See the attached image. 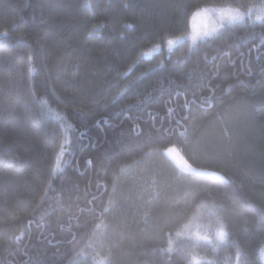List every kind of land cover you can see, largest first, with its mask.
Masks as SVG:
<instances>
[{
	"label": "trees",
	"instance_id": "1",
	"mask_svg": "<svg viewBox=\"0 0 264 264\" xmlns=\"http://www.w3.org/2000/svg\"><path fill=\"white\" fill-rule=\"evenodd\" d=\"M224 1L178 0L193 7L169 16L170 0H149L160 6L162 22L143 27L154 39L131 65L121 45L108 54L99 47L109 31L136 23L124 7L130 0H105L119 11L94 19L92 10L75 7L84 0H0V33H9L0 36V110L15 114L10 130L0 131V264L37 256L46 264H77L97 233L111 256L95 253L100 260L91 264H165L169 256L173 264H237L238 246L241 264H264V235L255 227L264 192L261 22L227 26L179 60L162 57L154 65L159 54L141 55L182 37L193 12ZM114 57L121 58L119 90L112 88ZM205 78L210 85L198 87ZM110 88L118 103L105 110ZM191 101L208 110L184 108ZM137 125L138 134H122ZM173 146L201 172L171 163L164 151ZM139 178L153 189L142 193ZM241 184L255 210L245 211L233 195ZM221 223L225 240L216 236Z\"/></svg>",
	"mask_w": 264,
	"mask_h": 264
},
{
	"label": "snow or ice",
	"instance_id": "2",
	"mask_svg": "<svg viewBox=\"0 0 264 264\" xmlns=\"http://www.w3.org/2000/svg\"><path fill=\"white\" fill-rule=\"evenodd\" d=\"M51 6V5H48ZM77 10L83 9L85 11L87 10H92L94 15L91 18H95L96 16L100 15H107L109 12L113 11H119L118 5L115 3L111 4H106L105 0H95L94 3H89V0H84L83 5H80L77 3L75 5ZM124 7L128 8L131 10V18L136 21L135 24L132 23H125L123 25L124 31H120L119 29H113L112 31H109L107 37L104 40H101L99 47H101L105 54H108L109 52L115 53L117 51L116 48L113 47V45L119 44L121 45L125 51H127L128 55L126 57V61L131 64L135 65L137 62L140 61L141 56L137 55V50L139 47H141L142 44H147L151 43V41L154 39V37L148 36L146 32L143 31L144 26L148 25H154L157 21L162 22L161 18V13L159 12L160 6L154 3H150L149 0H130V2L125 5ZM165 7L168 10V15L171 16L175 14L176 16H179L182 13H186L188 10H190L193 5L187 4V3H179L178 0H170V2L165 5ZM207 9H204V12H207ZM219 12L220 18L222 21H226L228 24H235L236 22H241L244 23L246 18L248 21H251L253 24H255L257 21L261 22V34H260V45H264V10H258L255 8V6H250L247 9L241 11L240 9H219L217 10ZM199 14V11L193 12V18H195L196 15ZM85 19H88V17H85ZM107 27V25H104ZM223 27V24L221 25ZM87 32V29H85ZM91 35V33H88ZM201 35L200 32H198L195 27L193 28V33L191 35V39L193 42H195L198 38V36ZM204 35H207V33H204ZM0 36L3 37H8L9 33L8 32H3L0 33ZM137 36H143L146 37L142 42L137 43L136 42V37ZM161 41L164 39V36L158 37ZM106 40V42H105ZM20 43H23V38L20 37L19 41ZM173 41L171 39L167 40V44L169 47H171ZM27 47V45H25ZM254 46L259 47L258 45ZM251 49H249L250 51ZM142 56H148L150 54L148 53H142ZM260 63H259V74L264 77V56H261L260 58ZM121 62L120 57H114L113 59V64L116 68V76L114 78V83L112 85V88H116L119 90V85L122 82V70L119 67V63ZM243 63V61L241 62ZM127 66V65H126ZM245 71L246 75L248 77H251L254 75V72L247 66L245 65ZM123 76H127V73H123ZM135 84V81H132L129 78L128 82V88L131 89ZM205 85H210V81L207 80V78L204 79L198 87L204 88ZM237 85L247 87L248 85L239 79H237ZM229 87H232V85H229ZM112 88L109 89L108 95L105 97V103L103 104V108L105 110L109 109L110 107L115 108L117 103H118V97L115 95H112ZM209 91H214L210 86L208 87ZM262 91H264V86H262ZM140 95H144V93H140ZM195 95V93H193ZM63 97H60V100L58 102H62ZM188 103H191L194 108L199 107L203 110H208L204 108V105H197L195 101L191 102H186L184 105V108L188 107ZM205 104H208V108H211L212 105L208 103L207 99L205 100ZM123 111V109H121ZM77 112L82 113L83 109L78 108ZM84 115H89L90 113H83ZM182 119L187 122L189 117H183ZM15 123V114L12 110L10 109H4L0 110V131H8L9 125H12ZM176 125L178 127H185L184 124L180 123V120L175 121ZM261 123L264 124V114L261 116ZM162 132H168L172 133L173 129H161ZM138 134L139 133V127L138 125L135 128L130 127L129 129L125 130L122 134L125 136H130L132 134ZM181 135H184V133H181ZM87 163L91 164V160L87 161ZM189 171H195L194 169H191L189 167ZM262 184H264V181H262ZM233 195L236 197L238 200V204L240 207H242L245 211L249 210H255L257 208V205L253 203V201L247 196L246 193H243V185H239ZM36 207H39L38 205ZM260 218L255 221V227L259 231L261 235H264V192L261 193L260 196ZM36 208H31V212H35ZM22 211L28 212V208L22 209ZM175 212L179 213L181 211L179 204H177ZM225 221H227L228 229L229 231H233L234 229L232 227V222L231 219L228 215L229 212V205H225ZM170 235V233H169ZM229 235L228 231H225V225L224 223H221L219 231H217L216 236L219 238V240H225L226 237ZM16 239H19V237H16ZM76 237L73 235V241H75ZM206 239V237H204ZM167 253L172 252L171 247H169L166 250H163ZM157 250H152L151 252L148 253V255H152L156 253ZM111 256V253H109ZM241 256H242V251L240 247H237V252H236V260L237 264H241ZM7 264V262H6ZM26 264H46L45 261H42L38 256L36 258L30 257L29 260L26 262ZM69 264H73L72 261H69ZM108 264H113L112 260H108ZM165 264H173L172 257H167L165 260Z\"/></svg>",
	"mask_w": 264,
	"mask_h": 264
},
{
	"label": "rangeland",
	"instance_id": "3",
	"mask_svg": "<svg viewBox=\"0 0 264 264\" xmlns=\"http://www.w3.org/2000/svg\"><path fill=\"white\" fill-rule=\"evenodd\" d=\"M250 6H255V8H257L258 10H264V0H252L251 3L247 5H237L235 0H226L220 3L219 5L217 4L215 6H209V7H205L200 10H197L199 11V14L196 15L195 18H193V14L191 15L190 23H189V27L187 31L184 33L182 37L173 39L172 40L173 43L171 47H169L167 43L162 44V45L161 44L157 45L151 50L145 52L150 55L144 56V57L153 59V56L155 54L157 55L159 54V56L161 57H158V58L156 57L157 61H155V63L153 60H151V62L154 63V65L161 64L164 62L165 59H168V58L169 60L170 59L179 60L187 55L188 51L191 48L190 46L193 47L200 40L212 37L218 34L219 32H221L227 26L232 25V24H228L226 21H222L220 18L219 12L217 10L219 9H233V10L240 9L241 11H243ZM204 9H207L208 11L204 12ZM245 21H248L247 18ZM248 22H251V21H248ZM222 24H223V27H221ZM194 27L198 32L201 33V35L198 36L195 42H193L191 39V35L193 33ZM204 33H207V35H204ZM162 57H164L165 59L160 60L159 58H162ZM164 153L167 159L171 163H173L179 170L184 171V172L195 173V174L201 172L188 163L183 153V149L181 147H178V146L170 147L166 149ZM189 167L191 169H194L195 171H189ZM141 180L143 179L141 178L138 179V181L141 182V184L143 185L142 193L150 192L154 186L153 185L151 186L150 183H147L146 181L142 183ZM219 229L220 227L217 229V231H219ZM97 234H95L96 236H93L96 244L91 243L90 251L81 252L80 256L78 257L79 260L77 258V264H91L90 263L91 261L99 262L100 259L97 258L98 256L100 257L102 255H106L109 253V251L106 249V246L104 244L105 240L103 241L100 238L101 234H98V235ZM98 252L100 254H98V256L96 257L95 253H98Z\"/></svg>",
	"mask_w": 264,
	"mask_h": 264
},
{
	"label": "bare ground",
	"instance_id": "4",
	"mask_svg": "<svg viewBox=\"0 0 264 264\" xmlns=\"http://www.w3.org/2000/svg\"><path fill=\"white\" fill-rule=\"evenodd\" d=\"M190 12V11H189ZM204 30V29H203ZM190 47H192V46H190Z\"/></svg>",
	"mask_w": 264,
	"mask_h": 264
}]
</instances>
